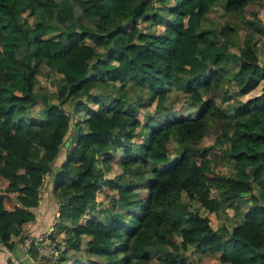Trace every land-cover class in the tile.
<instances>
[{"label": "trees", "instance_id": "obj_1", "mask_svg": "<svg viewBox=\"0 0 264 264\" xmlns=\"http://www.w3.org/2000/svg\"><path fill=\"white\" fill-rule=\"evenodd\" d=\"M258 1L0 0V245L26 238L46 175L65 226L45 264H264Z\"/></svg>", "mask_w": 264, "mask_h": 264}, {"label": "crops", "instance_id": "obj_2", "mask_svg": "<svg viewBox=\"0 0 264 264\" xmlns=\"http://www.w3.org/2000/svg\"><path fill=\"white\" fill-rule=\"evenodd\" d=\"M57 166L59 167V165ZM41 195L42 196H41L39 207L35 209V219L32 223L28 225L29 226L28 234L30 233L36 234V235L49 234L50 240L56 245L57 241L55 240L57 239L58 242L60 243V240H61L60 235H61V232H63V230L56 232V223H57L56 217L58 216V210L56 208L57 201L52 192V185L48 180L46 181L45 185L42 188ZM243 205L249 207L248 203H241L239 204L237 209H234V210H236L237 212H242L241 215L244 216V213L246 212L248 207H245V206L243 207ZM240 221L239 223L234 224L232 227H234L235 225L241 224L242 222L240 223ZM63 247L64 245L60 246L61 249H63ZM60 252L61 251H59V255H60ZM74 256H75L74 254L71 256V260L74 258ZM89 256L90 255L88 254V257ZM187 257L188 255L186 256V260H187ZM12 258H22L25 260L26 264H45L50 260L52 261V258L50 256H47V255L43 256L42 253H40L37 249H34L33 252H27L22 242L17 243V246L15 247L14 251H9L0 245V263L6 264V262ZM187 261H192V260H190V258L188 257Z\"/></svg>", "mask_w": 264, "mask_h": 264}, {"label": "rangeland", "instance_id": "obj_3", "mask_svg": "<svg viewBox=\"0 0 264 264\" xmlns=\"http://www.w3.org/2000/svg\"><path fill=\"white\" fill-rule=\"evenodd\" d=\"M224 3V1H223ZM254 8H257V7H260V10H261V17L262 19L264 20V0H259L258 2H256L255 5H253ZM232 19L231 16L229 15H226L224 10H223V4H222V1H219V4L213 9L212 13L209 15V23L212 22L213 24H216L218 25L219 27L223 26L224 23L228 20ZM159 28V27H158ZM157 32L158 34H161L162 33V29L159 28L157 29ZM259 54H260V58L262 61H264V44L261 43L260 46H259ZM261 91V87H259L258 89H256L255 91H253L252 93H250L249 95H246V96H243L242 98H240L242 101H246L248 100L249 98L259 94ZM174 97V96H173ZM173 97H172V101H171V98L167 101V104L169 105L171 102H173ZM180 100V102H183V98H178ZM219 103L221 104V102L219 101ZM222 105V104H221ZM69 106H71L69 104ZM181 104H177V107H180ZM180 110L184 113H189V110L187 109V105L183 104V108L181 106ZM190 112L194 113L195 110H191ZM216 135H217V130H212L210 136L203 142V146H210V145H213L214 141H215V138H216ZM74 145V144H73ZM171 145L174 146V144L171 143ZM173 154V153H172ZM217 171H220L222 172L223 174H226V175H232V171H233V168H234V164H230V165H225V166H222L220 164H217L216 167H214ZM117 171H118V168L115 167L113 169L112 172L109 173V177H113L115 174H117ZM184 200H186V196L184 195ZM101 201V199H100ZM106 206V204H105ZM245 205H243L244 207ZM194 208H198L199 205L197 203H194ZM245 207H248V206H245ZM236 210H229L228 212L225 211V212H222L221 215L219 216V226L220 225H225L227 227H232L234 224L236 223H239L240 219V223L244 220L243 218V215H241L242 212H234ZM242 216V217H241ZM62 226H65L63 224H60V226H58L56 228V232H59L61 229H63ZM55 241H57L58 243V240L56 239ZM34 249H32L30 252H33ZM74 258L72 259V261H75V260H81L82 263L86 262V259L88 257V254L87 252L83 249L80 253H77V254H74ZM187 255L188 257L190 258V260L194 261V262H198L200 263L204 258H208V257H211L213 258V256H211L209 253L207 252H200L198 251L197 249L195 248H189L188 252H187ZM188 257H187V260H188ZM153 264H155V262L153 261L152 262Z\"/></svg>", "mask_w": 264, "mask_h": 264}, {"label": "built area", "instance_id": "obj_4", "mask_svg": "<svg viewBox=\"0 0 264 264\" xmlns=\"http://www.w3.org/2000/svg\"><path fill=\"white\" fill-rule=\"evenodd\" d=\"M46 175L42 177V185L39 188V196L41 197V191L43 186L45 185L47 181ZM49 234L44 235H36V234H28L26 235V238L22 242L24 248L27 252H30L32 249L36 248L40 253H42L43 256L47 255L52 258L51 262H57L59 261L60 255L59 251L56 248V245L50 240ZM6 264H26L25 260L22 258H12L8 263Z\"/></svg>", "mask_w": 264, "mask_h": 264}, {"label": "water", "instance_id": "obj_5", "mask_svg": "<svg viewBox=\"0 0 264 264\" xmlns=\"http://www.w3.org/2000/svg\"><path fill=\"white\" fill-rule=\"evenodd\" d=\"M142 32L143 31L141 29V30L138 31V34L140 35V34H142ZM69 143H70V139L65 143L66 147L69 146ZM0 241H1V239H0Z\"/></svg>", "mask_w": 264, "mask_h": 264}]
</instances>
